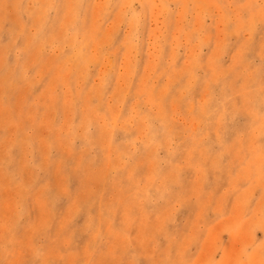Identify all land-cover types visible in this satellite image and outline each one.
Wrapping results in <instances>:
<instances>
[{
  "label": "rangeland",
  "instance_id": "obj_1",
  "mask_svg": "<svg viewBox=\"0 0 264 264\" xmlns=\"http://www.w3.org/2000/svg\"><path fill=\"white\" fill-rule=\"evenodd\" d=\"M0 264H264V0H0Z\"/></svg>",
  "mask_w": 264,
  "mask_h": 264
}]
</instances>
